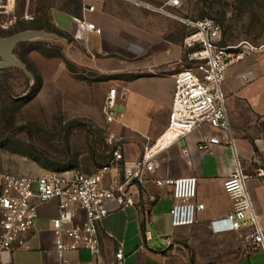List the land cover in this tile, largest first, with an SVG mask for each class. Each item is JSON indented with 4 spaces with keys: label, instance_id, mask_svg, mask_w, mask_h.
Returning a JSON list of instances; mask_svg holds the SVG:
<instances>
[{
    "label": "crops",
    "instance_id": "1",
    "mask_svg": "<svg viewBox=\"0 0 264 264\" xmlns=\"http://www.w3.org/2000/svg\"><path fill=\"white\" fill-rule=\"evenodd\" d=\"M205 4L206 0H181L176 6L169 0H78L76 8L56 11L59 16L52 14L55 28L26 27L0 34L33 32L12 47L22 66L0 56V172H8L7 154L35 160L29 152H5L3 145L17 124L19 133L29 138V126L37 124L36 117L29 114L35 112L39 98L42 112L66 116L61 124L69 119H92L101 134L102 143L97 142L87 154L76 153V165L69 169L93 174L111 163L106 184L125 161L141 157L145 145L153 146L157 154L156 172L147 173L143 185L131 187L137 204L120 208L109 201V214L98 227V251L68 250V264H116L119 250L125 264H264V252L250 250L247 236L254 231L250 222L238 230L222 231L220 222L212 225L234 210L223 183L238 161L251 175L246 191L264 232V134L258 127L264 119V95L238 92L258 80L245 82L242 78V74H254L255 68L241 64L246 68L236 75L238 83L230 81L223 88L229 131L204 123L173 143L161 141L170 123L174 76L188 64L185 38L193 29L187 20L210 17L203 16L201 6ZM87 5H93L94 10H86ZM30 14L33 18L28 22L35 19L34 13ZM77 19L94 23L101 32L81 29ZM219 44H223L222 31ZM111 86L129 90L117 99L114 119L107 121L103 104ZM68 113L72 115L68 117ZM110 134L122 138L120 160H114ZM214 136L220 143L205 141ZM53 171L58 170L29 167L11 173L43 175ZM186 176L197 179L196 201L204 208L198 211L194 224L175 227L170 216L171 187L155 181ZM49 201L55 202L51 214L42 206L45 202H36L37 215L26 235L27 247L6 252L3 264H62L51 226L58 201ZM166 236L172 238V244H167Z\"/></svg>",
    "mask_w": 264,
    "mask_h": 264
},
{
    "label": "built area",
    "instance_id": "2",
    "mask_svg": "<svg viewBox=\"0 0 264 264\" xmlns=\"http://www.w3.org/2000/svg\"><path fill=\"white\" fill-rule=\"evenodd\" d=\"M181 0H169L171 5H179ZM16 0H0V15H10L7 24L19 19H32L29 12L19 16L14 13ZM94 10L93 5L84 7ZM160 11L165 10L160 8ZM81 29L100 33L94 23L86 19L76 20ZM193 29L185 38L188 64L174 76V95L171 105L169 127L161 136L163 144L173 143L177 138L201 124L229 131L228 112L223 85L228 68L246 57L264 50L263 45L242 40L233 46L219 44L220 24L211 17L187 20ZM245 82L251 75L242 74ZM128 88L120 91L111 86L107 92L103 111L107 121H112L114 105L118 98H124ZM121 137L110 134L108 143L115 147L114 160L122 159ZM207 143H220L218 137H209ZM229 143L233 144L231 138ZM207 148V144H203ZM153 146L145 145L142 156L125 161L117 176L104 184L105 175L112 164L105 165L96 173L87 174L80 170L60 169L43 175H18L0 172V264L3 256L17 247H27L26 235L34 227L36 202L51 199L58 201V213L51 220L55 236L56 251L62 264H68L65 253L83 248L92 253L98 251L99 223L108 216V202L115 201L120 208L137 204L131 187L143 185L147 173H155L159 167ZM251 175L245 172L237 161L234 172L224 180L225 192L233 200L234 210L216 222L223 224L224 230H238L250 222L254 231L248 235L251 251L264 252V232L260 229L252 204L246 191V181ZM159 186L171 187L173 203L170 208L171 224L175 227L192 225L197 221V213L204 204L196 201L197 179L193 176L157 179ZM249 214V218L248 215ZM68 238L70 241L66 242ZM172 244L170 236L164 237ZM116 264H125L121 250L116 252Z\"/></svg>",
    "mask_w": 264,
    "mask_h": 264
},
{
    "label": "rangeland",
    "instance_id": "3",
    "mask_svg": "<svg viewBox=\"0 0 264 264\" xmlns=\"http://www.w3.org/2000/svg\"><path fill=\"white\" fill-rule=\"evenodd\" d=\"M206 1L208 4L201 6L203 16H210L221 23L222 42L224 44L233 46L242 40L251 41L256 45L264 44V0ZM76 2L77 0H16L14 13L24 14L28 10L30 13H34L35 19L29 23L28 19L22 18V22L14 26L15 23L7 24L11 17L10 15H0V34L8 35L19 28L26 27L55 28L52 14L59 10L70 9L69 7L74 8ZM56 15L59 16L60 13L56 12ZM241 64L255 68L254 74H251L253 76L251 82L255 79L258 80L247 88H240L238 92H254L264 95V50L256 52L246 57L243 61L230 66L226 72L223 88L230 81L237 82L236 75L246 68ZM228 73L231 74L229 78L227 77ZM29 96L31 97V95ZM68 100H70L69 97ZM56 101L58 103L59 98ZM34 104L36 106L35 112L29 115L36 117L37 124L34 128L29 126V138L27 139V137L19 133L20 125L17 124L12 133L6 137V142L3 146L5 152L8 153L15 150L32 153L31 156L35 160L7 154L8 172L22 171L29 167L37 170L43 168L49 170L69 169L76 165V153L86 152L89 148L93 149L97 146V142L102 143L101 134L98 132L99 130L94 129L91 123L92 119H89L91 122L81 119L83 120L82 122L68 118L67 123L61 124V120L64 121L66 116L59 112H42L44 111L41 106L42 98H39ZM67 115L70 117L72 113ZM258 125L259 130L264 134V119L261 122L259 121ZM53 152L56 154H52ZM45 203L42 206L47 213L51 214L54 210L55 202L49 201V203Z\"/></svg>",
    "mask_w": 264,
    "mask_h": 264
},
{
    "label": "water",
    "instance_id": "4",
    "mask_svg": "<svg viewBox=\"0 0 264 264\" xmlns=\"http://www.w3.org/2000/svg\"><path fill=\"white\" fill-rule=\"evenodd\" d=\"M33 32H18L6 37L0 36V56L7 61L22 66L21 62L13 55L12 47L19 41L27 38Z\"/></svg>",
    "mask_w": 264,
    "mask_h": 264
},
{
    "label": "trees",
    "instance_id": "5",
    "mask_svg": "<svg viewBox=\"0 0 264 264\" xmlns=\"http://www.w3.org/2000/svg\"><path fill=\"white\" fill-rule=\"evenodd\" d=\"M76 5H78V0H77V2H76ZM76 5L74 6V8H76ZM18 15L21 16V15H23V14H20V13H19ZM214 19H215V18H214ZM215 20H216V19H215ZM216 21L220 24V26H221V28H222L221 23H220L218 20H216ZM20 22H21V19H19V20L15 23L14 26H16V25H17L18 23H20ZM29 23H31V22H29ZM56 30H57L58 33H61L60 30H58V29H56ZM221 45L226 46V44H224V43L221 44Z\"/></svg>",
    "mask_w": 264,
    "mask_h": 264
}]
</instances>
